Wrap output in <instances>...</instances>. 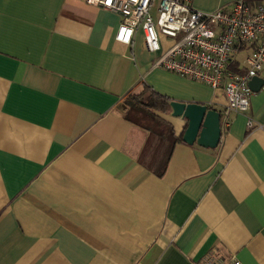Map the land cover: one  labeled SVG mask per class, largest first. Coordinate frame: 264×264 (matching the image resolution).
Instances as JSON below:
<instances>
[{"label": "crops", "instance_id": "0c3cea01", "mask_svg": "<svg viewBox=\"0 0 264 264\" xmlns=\"http://www.w3.org/2000/svg\"><path fill=\"white\" fill-rule=\"evenodd\" d=\"M119 21L82 0H0V264H264V68L214 149L185 145L184 120L125 99L148 87L220 117L222 91L152 68L139 30L114 40Z\"/></svg>", "mask_w": 264, "mask_h": 264}, {"label": "built area", "instance_id": "2783aa9c", "mask_svg": "<svg viewBox=\"0 0 264 264\" xmlns=\"http://www.w3.org/2000/svg\"><path fill=\"white\" fill-rule=\"evenodd\" d=\"M88 5L116 14L120 21L114 40L129 45L136 30L142 33L144 49L158 53L152 68L222 91L225 106L220 129L229 126L228 115L244 114L251 91L248 82L264 68V2L250 5L233 0L211 13L192 8L190 0H82ZM156 19L152 20L150 9ZM158 35L168 46L161 50ZM242 54L241 73L232 70ZM251 121H247V129ZM193 264H224L213 254H205ZM229 264H238L230 259Z\"/></svg>", "mask_w": 264, "mask_h": 264}, {"label": "water", "instance_id": "95a60500", "mask_svg": "<svg viewBox=\"0 0 264 264\" xmlns=\"http://www.w3.org/2000/svg\"><path fill=\"white\" fill-rule=\"evenodd\" d=\"M263 85V80L253 77L248 82L251 92H256ZM170 116L185 121L181 141L185 145L195 144L201 148L214 149L220 138L219 114L198 103L170 101Z\"/></svg>", "mask_w": 264, "mask_h": 264}, {"label": "trees", "instance_id": "16d2710c", "mask_svg": "<svg viewBox=\"0 0 264 264\" xmlns=\"http://www.w3.org/2000/svg\"><path fill=\"white\" fill-rule=\"evenodd\" d=\"M259 4L260 2H258L256 5ZM232 70L235 72L239 71L238 69L234 68V66L232 67ZM168 102L169 99L167 97L159 95L148 87H142L140 92L132 94L129 96V98L125 99L123 105L125 106L127 111H130L132 109L140 110L152 117L158 113H169L170 108L168 106ZM175 141H181V135L175 138Z\"/></svg>", "mask_w": 264, "mask_h": 264}, {"label": "rangeland", "instance_id": "374dc122", "mask_svg": "<svg viewBox=\"0 0 264 264\" xmlns=\"http://www.w3.org/2000/svg\"><path fill=\"white\" fill-rule=\"evenodd\" d=\"M150 15H151L152 20L155 21V19H156L155 6H154V9L153 8L150 9ZM158 39L161 42L163 41L165 45L167 44V42H165L166 39L163 36L158 35ZM164 44H162V48L163 49H165V45Z\"/></svg>", "mask_w": 264, "mask_h": 264}, {"label": "snow or ice", "instance_id": "6c2138e0", "mask_svg": "<svg viewBox=\"0 0 264 264\" xmlns=\"http://www.w3.org/2000/svg\"><path fill=\"white\" fill-rule=\"evenodd\" d=\"M109 2H111V0H109Z\"/></svg>", "mask_w": 264, "mask_h": 264}]
</instances>
